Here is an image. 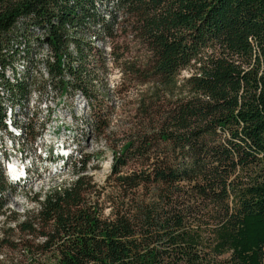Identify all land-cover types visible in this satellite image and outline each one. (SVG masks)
<instances>
[{
	"label": "trees",
	"instance_id": "trees-1",
	"mask_svg": "<svg viewBox=\"0 0 264 264\" xmlns=\"http://www.w3.org/2000/svg\"><path fill=\"white\" fill-rule=\"evenodd\" d=\"M95 39L122 76L147 85L136 123L113 151L108 187L82 155L70 183L35 193L21 214L6 207L15 189L0 168V258L264 264V0H0V126L35 84L104 101ZM42 48L49 78L18 76ZM104 122L97 115L92 132ZM32 124L20 126L27 138Z\"/></svg>",
	"mask_w": 264,
	"mask_h": 264
},
{
	"label": "bare ground",
	"instance_id": "bare-ground-1",
	"mask_svg": "<svg viewBox=\"0 0 264 264\" xmlns=\"http://www.w3.org/2000/svg\"><path fill=\"white\" fill-rule=\"evenodd\" d=\"M95 43L97 44L96 39ZM99 44L105 52L106 60L108 48L111 64L113 58L110 47L102 42ZM37 55V57L33 55V60L36 61L34 64L32 60L30 64L27 62L24 67L18 68V76H22L25 70L30 69V75L34 74L37 77L41 75L45 80L49 78L47 66L43 63L44 59L49 57L48 50L42 48ZM107 66L106 61V68ZM36 86L37 84L31 86L25 107L16 106L15 109L8 107L2 120L3 125L0 126V168L8 185L15 189L14 192L22 194L30 190L32 183L56 179L69 171L71 163L78 162L82 156L80 154L84 142L81 137L84 134L78 130L77 135L76 128L68 122L82 123V119L87 117L90 110V99L79 90L64 89V98L67 99L63 104L61 91H55L50 83L46 86L45 92ZM107 90L101 88L100 92ZM30 123H33L31 126L35 133L32 135V132L31 138H27V134L20 126L25 127ZM16 147L14 153L13 148ZM72 176L73 180V173Z\"/></svg>",
	"mask_w": 264,
	"mask_h": 264
},
{
	"label": "rangeland",
	"instance_id": "rangeland-1",
	"mask_svg": "<svg viewBox=\"0 0 264 264\" xmlns=\"http://www.w3.org/2000/svg\"><path fill=\"white\" fill-rule=\"evenodd\" d=\"M97 45L101 47L100 42L96 41ZM104 47V46H103ZM110 67H113L116 73H121L122 71L114 61H111ZM119 73V74H120ZM186 72H182L185 74ZM100 77V76H99ZM112 79L113 78L112 76ZM105 84L108 86L103 92L104 101H95L90 103V110L87 117L82 119V123H74L75 121L68 122L72 127L76 128V133L83 132L81 139L84 142L82 153L80 155L89 157L86 172L88 175H92L93 180L99 186L107 185V177L110 171V165L112 162L113 151L120 149V146L124 142L125 138L129 135L128 128L136 123V117L134 116V109L136 107V102L138 95L142 89H145L147 85L141 86L136 84L135 81L129 80L128 77L123 75L118 80V89L115 92L114 87L110 85V79L108 76V66L106 68L105 74ZM97 115L104 123L100 131H93L91 129V123L95 122ZM18 121H20L17 118ZM72 122V123H71ZM80 159V158H79ZM79 159L77 161H79ZM76 163V161H74ZM73 166V165H72ZM72 166L69 171L63 173L56 179H51L49 181H38L36 184L32 183L30 185V190L26 191L25 194L16 193L14 191H8V198H6V207L11 211H16L18 213H23L27 209H32L36 207L30 197L35 193L46 194L58 187H62L67 183L72 181ZM71 170V171H70ZM125 170V169H124ZM32 186V187H31ZM109 188H107L108 190ZM10 195V196H9ZM8 199V200H7ZM103 205V216L109 215V208ZM2 217H0V224ZM5 255L0 258V264H22L20 259L22 255L18 252H13L9 249H3Z\"/></svg>",
	"mask_w": 264,
	"mask_h": 264
},
{
	"label": "built area",
	"instance_id": "built-area-1",
	"mask_svg": "<svg viewBox=\"0 0 264 264\" xmlns=\"http://www.w3.org/2000/svg\"><path fill=\"white\" fill-rule=\"evenodd\" d=\"M40 37H44L43 35H39ZM109 54H108V48H107V63H108V76H109V79H110V84H112V86L114 87V90L115 92H117V89H118V80L122 77V75L120 74H117L116 71L114 70L113 67H110V64H109ZM112 76L113 78L115 79H112ZM50 80H53V79H50ZM64 88H66V86L64 85V82L61 84V88H55V91H61V100L64 104V102L66 101L67 98H64ZM73 95V94H72ZM29 134H30V131L28 130ZM16 148H13L14 150V153L16 152Z\"/></svg>",
	"mask_w": 264,
	"mask_h": 264
}]
</instances>
